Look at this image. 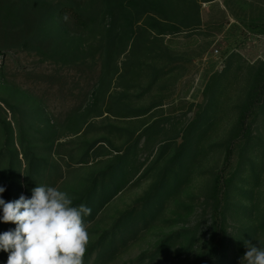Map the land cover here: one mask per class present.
Returning <instances> with one entry per match:
<instances>
[{"label":"rangeland","instance_id":"obj_1","mask_svg":"<svg viewBox=\"0 0 264 264\" xmlns=\"http://www.w3.org/2000/svg\"><path fill=\"white\" fill-rule=\"evenodd\" d=\"M37 2L28 0L19 13L15 0H0V99L15 107L9 109L0 100V118L13 127L2 139L16 147L14 165L20 178L24 181L29 169V149L49 167L47 177L57 165L62 177L55 187L73 199L111 165L116 154L130 147L144 165L139 181L124 188L87 226V248L160 178L183 143L186 128L213 95L206 90L209 80L221 73L220 81L227 85L212 97L217 100L212 122L201 140L195 138L200 142L188 149L189 156L182 160L185 168H174L182 171V185L161 200L146 227L139 224L136 236L125 245L118 243L114 258L94 264L129 263L152 252L166 236L187 228L200 229L193 249L183 252L178 243L142 264H194L205 258L213 217L212 180L223 168L238 105L252 74L264 62V0H138L135 6L149 14L141 15L133 38L116 41L110 55L112 35L102 15V0H88L86 6L96 22L84 31L71 19L42 21ZM150 21L177 27L179 32L157 34ZM114 34L119 37L117 31ZM149 126L156 133L140 138ZM255 134L247 149L243 142L237 143L226 173L243 177L235 179L234 187L247 191L233 188L227 224L243 241L259 245L264 242V114ZM3 140L0 187L8 163ZM166 141L168 151L162 152ZM39 183L45 185V180ZM21 195L27 197L24 187ZM245 252V245L241 252L229 249L232 258L227 264H240ZM95 260L96 253L88 264Z\"/></svg>","mask_w":264,"mask_h":264},{"label":"trees","instance_id":"obj_2","mask_svg":"<svg viewBox=\"0 0 264 264\" xmlns=\"http://www.w3.org/2000/svg\"><path fill=\"white\" fill-rule=\"evenodd\" d=\"M27 1L28 0H15V10L22 13ZM82 1L84 2L83 4H77L75 0H60L57 3L48 0H38L36 5L41 10L40 19L42 21L60 22L71 19L79 30L84 31L88 30L96 20L94 16L91 15L92 12L89 11L86 6L88 0ZM132 1L133 4L125 3L124 0H102V15L109 22V31L112 35L111 46L107 50L108 55L112 53L118 39L125 38L126 36H131L133 38L135 36L136 26H138L140 22L141 15L145 12L149 14V11L135 6L138 0H131V2ZM204 1L208 2L212 0ZM98 10L96 11L97 15H99L101 11L98 12ZM149 26L160 35L179 32V30L176 29L177 27L173 26L171 28V25L165 27L159 22L156 23V21H150ZM116 31L119 33L118 38L117 35L114 34ZM220 80L221 73L212 76L209 80L206 90L213 95L208 98L198 118L191 122L186 128L183 143L180 144L173 157L164 167L160 178L150 187L142 198L138 199L130 209L119 216L110 229L105 230L99 239L87 248L83 258V264H88L94 253H96V260L91 264L114 258L118 251V243L125 245L129 238L136 236L139 232V224L143 223V226L146 227L148 220L153 218L159 211L161 200L168 195V193H171V191L178 189L182 185L184 181V179H181L183 177L182 171L175 170L174 168L176 165H179L181 170L185 168L182 160L189 156L188 149L192 148V144L200 142L196 141L195 138L201 140L205 134L204 130L211 124L213 115L211 110L215 107L213 105L217 103V100L212 97L216 96L217 93L223 90L227 85V83ZM0 100L6 104L9 109L15 110V107L7 100ZM208 112H210L211 115ZM143 114L144 113L131 116H141ZM263 114L264 62H261L254 71V74H252L244 100L238 105L236 123L226 140L223 168L214 175L212 180L210 200L211 203H213V217L208 237V250L205 254L206 257L201 258L194 264H227L232 258L228 254L229 249L238 248L239 252L243 249V237L236 234L237 230L234 232L229 230L227 217L231 205L233 188H235L234 190L236 192L243 194L247 191L234 187L235 179L243 177H236V172L230 176L226 173L232 164L231 162L236 151L237 143L243 142L242 147L247 149L248 145H250L256 137L255 130ZM153 128L154 126L146 127L140 138L144 135H148V137L154 135L157 129ZM0 131L3 133H0L2 142L3 135L7 137L13 132L10 121L0 118ZM20 139L21 144L25 142L24 134H20ZM3 141L4 143L1 146H4L6 149L4 152L8 155L6 157L8 163L4 168L6 173L4 174L5 179L4 185L2 186L5 188V191L0 194V197L6 202L15 201L19 199L21 190L24 187L25 195L30 198L32 195L31 190L41 185L39 182L44 180L46 186H57L62 177L60 169L56 167L57 165H52V168H50V175L47 177L45 172L49 167L46 164L44 167L42 159L38 158L37 153L31 152L30 149L28 150L30 154L26 153L29 157V169L26 175L24 173L25 179L22 181L20 178L21 174L14 165L18 158L16 147L14 143L10 144L7 140ZM167 143H169V141H166L164 145L162 144V152L168 151L169 144ZM50 149H52V146ZM2 155L3 152L0 151V158ZM116 156L117 157H115L111 165L95 177L87 188L73 199L74 206L85 204L92 209L91 215L84 218L87 226L96 219L99 211L106 207L114 197L127 186L138 182L143 174L144 165L138 162V158L136 153L132 150V147L126 152H122L120 156L118 154H116ZM2 161L3 160H0V168ZM250 162L251 168L254 169L255 162L253 160H250ZM2 215V210H0V216ZM262 226H264V223ZM14 228L15 224L4 223L0 220V234ZM245 235L247 237L250 236L249 234ZM199 236L200 229H195L194 231L188 228L179 230L163 238L152 252H144L136 260L125 264H142L147 259L153 261L163 252L166 253L170 251L178 243L180 244V248L183 249V252H188L190 249L194 248ZM236 255H238V253H236ZM0 260L7 262L8 253L0 250Z\"/></svg>","mask_w":264,"mask_h":264},{"label":"clouds","instance_id":"obj_3","mask_svg":"<svg viewBox=\"0 0 264 264\" xmlns=\"http://www.w3.org/2000/svg\"><path fill=\"white\" fill-rule=\"evenodd\" d=\"M5 191L0 187V194ZM30 198H0L4 223L15 224L0 234V250L8 253L7 264H83L89 243L85 217L92 209L74 206L73 198L53 186L38 185ZM240 264H264V242L244 240Z\"/></svg>","mask_w":264,"mask_h":264}]
</instances>
